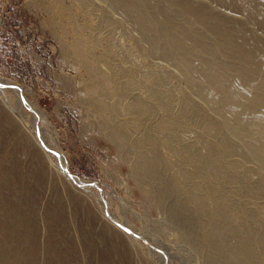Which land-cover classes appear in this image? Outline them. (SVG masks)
I'll return each instance as SVG.
<instances>
[{
    "label": "rangeland",
    "instance_id": "rangeland-1",
    "mask_svg": "<svg viewBox=\"0 0 264 264\" xmlns=\"http://www.w3.org/2000/svg\"><path fill=\"white\" fill-rule=\"evenodd\" d=\"M176 1L192 5L212 20L224 21L231 40L230 35L235 39L253 38L250 39L257 41L264 53V25L253 14L223 0ZM139 2L142 25L132 16L136 10L134 13L132 9L123 11L116 0H0V79L20 85L27 99L40 111L38 114L36 110L33 117L34 112L22 103L23 107H18L14 115L23 116L22 124L36 135L42 133L50 148L61 150L70 175L84 182H96L86 188L66 176L67 169L57 171L49 165L52 169L49 170L39 157L30 159L20 140L31 148L34 142L26 137L21 126L17 127V118L12 114L16 121L13 125L0 105V264H14L15 255L18 256L16 264H226L223 254L226 250L212 249L201 235L202 223L207 228L211 218L201 215L205 210L198 214L197 203L192 198L183 200L191 195L184 196L181 194L184 191H180L187 186H198L202 183L201 177L192 165L181 164L168 148L160 145V157L169 163L162 169L169 177L166 182L178 186L171 187L175 193L163 192L164 197H157L156 190L162 192V187L152 185L150 180L143 182L139 175L142 168H134L136 155L129 141L140 132L127 126L129 113L123 105L128 98L119 97L113 90L105 100L117 103L116 121L121 131L127 132L129 141L121 147L120 140L111 137L107 113L97 110L93 91L89 89L91 73L72 52L74 42L82 45L90 43L89 39L95 42L94 60L104 74L110 76L113 66L104 62L102 50L110 51L112 63L136 81V88L131 92L147 98L148 85H153L146 78H158L160 94L167 87L171 92V113L183 111L181 99H185L187 122L196 127V133L203 132L204 138L215 142L228 140L236 146L232 158L250 166L255 173L247 178L244 167H240L235 170L239 181L219 182L223 188V204L228 209L248 208L255 220L264 217V165L248 157L250 145L260 144L264 139V111L256 109L250 113V102L237 107L240 111L233 117L239 121L237 125L241 124L236 129L234 119L226 118L189 81L188 72L177 60L185 57V49L173 51L167 47L169 35L185 30L195 36L207 34L203 41L207 46L219 42L226 45L228 36H216L214 21L206 24L182 17L178 7L169 0ZM156 19L164 27L168 26L158 43L144 28L148 21ZM156 46L161 50L151 49ZM163 47L168 49L167 53L162 51ZM214 54H192L191 73L197 74L204 66L209 72L221 73L215 62L228 66L244 63L248 66L251 62L232 60L223 52ZM231 70L224 68L223 71L232 77ZM203 77L197 74L196 78L201 84L210 82V76L204 73ZM215 82L220 83L218 79ZM249 82L248 96L264 91L260 73H253ZM214 90L219 91L216 85ZM220 91L214 96L228 98ZM0 94L10 104L16 103L17 95L12 89L0 87ZM2 104L8 110L7 104ZM162 105H156L160 116L165 113ZM231 108L235 107L231 105ZM32 117V122L38 120V132L35 126V129L30 126ZM164 131L162 135L169 132ZM191 131L188 138L196 141L199 135ZM48 132H54L58 143L52 141ZM49 153L53 160L59 159L56 153ZM180 167L183 173L178 172ZM207 181L212 185L216 182L214 177ZM248 188L251 193L247 194ZM192 190L195 197L205 194L203 189ZM125 219L137 230L123 226Z\"/></svg>",
    "mask_w": 264,
    "mask_h": 264
},
{
    "label": "bare ground",
    "instance_id": "bare-ground-1",
    "mask_svg": "<svg viewBox=\"0 0 264 264\" xmlns=\"http://www.w3.org/2000/svg\"><path fill=\"white\" fill-rule=\"evenodd\" d=\"M139 1L116 0V2L120 5L121 9H124L123 11H125V9H127V11L132 9V12L136 10L135 14H133L132 16L135 18V20L138 23L142 25L143 20L141 13L139 12L141 8V4ZM169 1L171 5L178 7L179 13L182 17H186L187 19L188 18L194 19L195 22H201L206 24L208 23L210 24V22L212 23L214 21L215 23L212 24H216L213 25L216 36H218L219 38L228 36L227 39L229 41H227L226 45H223V43L221 44V42H219L211 46H207L203 44V41L208 36L207 34H201L195 36V35H190L191 32L185 30L184 33L178 32L169 35L170 38L168 40L167 47H169V50L172 49L173 51L176 50L181 51V49L183 50L185 49V51L183 52L185 55L184 57L185 59L183 58L177 60L179 61L185 72L186 73L188 72L187 75L189 81L200 89V91L198 90V92L202 96L209 99L214 107H217V109H219L220 112L226 114V118L228 117L229 119L233 118L234 120H232V122H234L235 128L238 129L241 123L237 125L239 121L234 118L238 113V111H240L237 107L242 108L245 104L247 105L250 102L251 106H249L250 108L248 110L250 113L251 111H255L256 109L264 111V91L254 96L251 95L248 96L247 94L248 89L251 87L249 81L253 73H260L262 78L264 79V72H263L264 70L262 69L264 67L262 65V60H264L263 57L264 53L260 47V44L257 41L254 42V40H251L253 39L251 37H249L248 40V38H246L245 36L244 38L241 39H235L236 37L234 38L232 35H230L233 39L231 40L229 39V34L227 33V29L225 28L224 21H221L220 19L212 20L211 18L207 17L206 14L202 12H197L198 10L193 8L192 5L190 4L182 5V3L176 0H169ZM223 1L232 4V6L234 5L237 8H240L244 11L246 10V12L253 14L256 17V19L259 20V22L262 25H264V0H223ZM129 16H131V14ZM160 26H162V29ZM167 27L168 26L164 27L163 24H161L156 19L152 22L148 21L147 26L144 28L148 31L149 34L153 36L154 39L157 40L158 43V41H160L159 39L161 37H164L163 33L165 32ZM247 34L248 36H251L250 32H247ZM89 40L91 42L89 43L87 41L85 44L82 41L84 45L83 44L79 45L78 42H74L72 44V52L74 53L75 57L78 58V62L90 71L92 79L88 85H89V89L93 91L92 98L94 101H96V105L98 108L97 110L104 114L107 113L106 124L111 130L110 135L113 139L118 138L120 140L122 144L121 147L126 143V141H129V138L126 136L127 132L125 133L121 131L117 123L118 120L116 121V117H115L117 115L116 112L119 110L117 103L110 101L108 103L107 102L108 100L107 101L105 100V96L109 94L108 93L109 91L113 90L116 94H118L119 97L121 98L125 97L126 99L128 98L127 103L123 105V109L129 113V120L127 122V126H129V129L131 130H136L137 133L140 132L138 134L136 133L137 136L129 141L131 146H133L132 149L133 154L136 155L135 157L136 159H134L135 160L134 168L135 169H138L139 167L142 168V170L140 169L141 171L139 174L141 176L140 179H142L143 182L150 180L151 181L150 183H152V185L158 184L160 187H162L163 189L162 192L156 190L158 194L155 193L159 198L164 197L165 195L163 196L162 194H164L165 192H169V193L176 192L175 189L173 188L178 185H174L169 182H166L169 180V177L166 176L162 170L165 166H167V164H169L166 163V161L164 160L162 161L161 159L162 157H160L159 154L160 151V149H158L159 146L164 145V147L168 148L167 150L171 151L175 155V157H177L178 160L181 161V164H184L185 162L187 163L188 166L192 165L193 166L192 169H194V171L197 172V174L201 177L200 179V182H202L201 184L198 183V186L197 185L187 186L186 190L182 188L180 191H184L183 193H181L182 195L184 194V196L191 195L188 198L187 197L186 198L182 197V198L183 200L192 198V200H194L197 203L196 205L198 207L197 209L198 214L201 213V211L205 210L207 213H205L204 211L201 213V215L204 216L205 214L206 215L204 216L205 218H209V217L211 218L210 221H208L209 223L205 222L206 224L209 225L207 228L204 229L203 223L201 225V228L203 229L201 234L202 238L206 240L207 244L210 245L209 247H211L212 249L221 248L223 250H226V253H223L225 256L224 259L226 264H264V217L255 220L253 219V216L250 213L251 210L242 206L240 208L238 207L237 209L233 207H230L228 209L226 204H223L224 203L222 198L223 188L221 189V186L218 184L221 181L227 183L239 181L240 178L236 176L237 171L235 170L240 169V167H244L247 178H250V176H252V174L255 173L254 170L250 168V166L241 163L240 160L238 161L232 158L233 157L232 155H234V152L237 150L236 146H233L234 144L228 140L215 142L212 141V139L208 140V138H204L202 134L203 132L201 134H198L199 132L196 133L197 132L196 127L194 125L192 126L187 122V116H188L187 107H185L187 101L185 99L183 100L181 99L183 105V111H180L177 114L175 113L176 115L171 113L169 111L170 105L172 103L171 101L172 97L170 98L171 92L170 90H168L167 87V89H163L165 90V92L164 93L161 92L160 94V91L162 90H160L159 83L157 84L158 78L149 75H148L149 77L146 78L147 82L150 84L152 83L153 85V86L148 85V88L146 87L148 89L146 90L147 98L144 97V95H141L140 93L134 94V92H131L134 88H136V81L132 78L126 77L125 71L119 65L112 63V61L110 60V51L104 52L102 50L101 53H102V57H104L103 59L105 60L104 62L111 63L110 65L113 66L110 76L104 74L106 72L101 71V69H99L98 64H96L94 60L95 59L94 46H96L94 44L95 42L92 41L91 39ZM192 40L193 42L190 43V41ZM151 49H154V51L155 50L158 51L160 48L156 46ZM162 51L167 53L168 49L166 47L165 48L163 47ZM215 51L223 52L225 56L227 54V56H229L230 58H232V60L235 61L247 60L251 62L250 64H248V66L245 65V63L242 64V66H236V65L228 66L224 62L218 63L214 61L220 68L221 73L220 72L215 73L211 71L209 72L207 66L202 67V71H199L197 74H200V76L203 77V74L205 73L208 76H210L211 80L209 83L201 84L200 82H198L196 78L197 74L195 73L192 74L190 70L191 68L190 63L192 62L193 59L192 54L201 52V53H210L211 55L215 56L214 54ZM238 67H240V69ZM224 68L232 69L231 71H233V76L228 77V74L225 71H223ZM208 78L209 77H207V79ZM215 79H218L220 81L219 83L220 85L217 84L218 82L217 83L215 82ZM215 85L217 86L219 91L222 89L223 91L221 90L220 92L221 93L225 92L228 98L223 99V97L221 96L218 97L214 96L217 92H219L217 90L212 91ZM0 87L2 88L8 87L12 89L14 93L17 95L16 103L10 104L3 97V95L0 94L1 95L0 105L1 107L4 108L5 110L4 112L6 116L12 121L13 125L16 123V121L14 120L15 117L17 118V121L19 123V124L17 123V127L18 125L21 126L22 132L27 135L26 137H28L29 140H32L34 142L33 143L34 147L37 148V149L36 148L34 149V147L31 148L30 146L25 144L22 140H20V144L23 151L27 155H29L30 159L32 158L36 159L39 157L42 162L44 160L48 166L49 165L53 166L55 169H57V171L68 169L64 165L65 159L61 150L59 149L56 151L55 149L50 148L48 139H45L42 133L40 135V133L38 132L40 131L38 129L39 128L38 120L36 121V123L32 122V119L35 116V111L37 110L36 112L38 114L40 113V111L37 108H35V106H33L31 102L27 99V97L23 93L22 87L16 83L6 82L1 79H0ZM239 88H241L243 91L239 90ZM130 92L132 97L131 95L130 97L128 96ZM2 102L7 104L8 110L6 109L7 108L6 105H5L6 108L3 106ZM22 103L28 106L32 112H34L33 117L30 120V126L33 129H35L34 126L36 127V131L38 132L39 136L33 133L31 130H29L25 124H22L23 116L14 115V113L16 114V109L18 107H23ZM158 104L161 105L163 104L162 107L165 109L164 110L165 113L164 114L162 113L161 116L159 115L158 112H156L157 111L156 105ZM231 105H233V107L235 108H231ZM12 114L15 117H13ZM246 117L248 116L246 115ZM146 121H149V123ZM164 130L169 131L168 134L162 135L161 132L162 131L165 132ZM189 130L192 131L194 130V132L199 135L196 141L193 140L194 138L192 139V141L191 139L188 138L187 134L189 133ZM53 133L48 132L49 137L53 138L52 141L58 143L57 137L53 136ZM162 137L164 138L163 140ZM20 138L21 137H19V139ZM49 151L56 153L59 159L57 161L53 160ZM250 152L251 154L250 153L248 154L249 158L252 157L253 159L259 161V163L264 165V139L260 142V144L250 145ZM50 166L48 168L49 170H52L50 169ZM181 167L178 168V172L183 173L184 169ZM65 174L66 176L70 177L71 180L80 183L86 188L96 185V182L93 181L84 182V180H81L78 177L69 175L68 170H66ZM210 177H214V179L216 180V182L213 185L209 184V181H207V179H209ZM182 180L184 181V179ZM191 187L193 189L196 188L197 190L200 191L205 190L204 192L205 194H203L202 197L201 196L195 197V194L192 193L193 190ZM246 191L247 194L251 193V189L249 188ZM241 192L244 193L245 189H243V191L241 190ZM253 192L256 193V191ZM178 203L183 205L181 201H179ZM128 221L129 220L125 219L123 221V226L137 230L135 226L131 225ZM257 222H259L260 226L255 225V223ZM115 232L119 233V231L116 230ZM223 254L221 255L223 256ZM27 256H29V254H27ZM17 258L18 256L15 255V258L13 260L14 264H16V262L18 261Z\"/></svg>",
    "mask_w": 264,
    "mask_h": 264
},
{
    "label": "water",
    "instance_id": "water-1",
    "mask_svg": "<svg viewBox=\"0 0 264 264\" xmlns=\"http://www.w3.org/2000/svg\"><path fill=\"white\" fill-rule=\"evenodd\" d=\"M67 170H68V174L70 175V173H69V172H70L69 169H67Z\"/></svg>",
    "mask_w": 264,
    "mask_h": 264
}]
</instances>
